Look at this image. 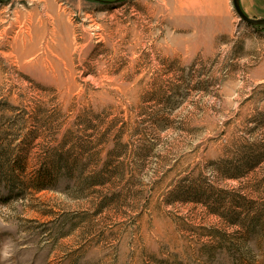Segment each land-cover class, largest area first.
I'll use <instances>...</instances> for the list:
<instances>
[{
	"label": "rangeland",
	"instance_id": "obj_1",
	"mask_svg": "<svg viewBox=\"0 0 264 264\" xmlns=\"http://www.w3.org/2000/svg\"><path fill=\"white\" fill-rule=\"evenodd\" d=\"M44 3L0 1V264H264V26Z\"/></svg>",
	"mask_w": 264,
	"mask_h": 264
},
{
	"label": "crops",
	"instance_id": "obj_2",
	"mask_svg": "<svg viewBox=\"0 0 264 264\" xmlns=\"http://www.w3.org/2000/svg\"><path fill=\"white\" fill-rule=\"evenodd\" d=\"M44 17L62 18L61 8H53L51 0ZM165 21L170 32L183 36L194 35L196 39L212 41L221 35L235 31L236 19L232 0H163ZM243 11L251 17H264V0H240ZM55 5V4H54Z\"/></svg>",
	"mask_w": 264,
	"mask_h": 264
},
{
	"label": "water",
	"instance_id": "obj_3",
	"mask_svg": "<svg viewBox=\"0 0 264 264\" xmlns=\"http://www.w3.org/2000/svg\"><path fill=\"white\" fill-rule=\"evenodd\" d=\"M2 1V0H0ZM95 1H102V0H95ZM232 5L235 10V13L238 15V17L245 23L252 25V26H257V25H262L264 26V17L263 18H256V17H250L248 16L242 9L240 0H232Z\"/></svg>",
	"mask_w": 264,
	"mask_h": 264
},
{
	"label": "trees",
	"instance_id": "obj_4",
	"mask_svg": "<svg viewBox=\"0 0 264 264\" xmlns=\"http://www.w3.org/2000/svg\"><path fill=\"white\" fill-rule=\"evenodd\" d=\"M67 171H69L68 169H67ZM263 229V228H262Z\"/></svg>",
	"mask_w": 264,
	"mask_h": 264
}]
</instances>
